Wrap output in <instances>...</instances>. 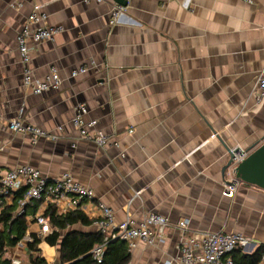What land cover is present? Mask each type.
Segmentation results:
<instances>
[{
    "label": "crops",
    "instance_id": "0c3cea01",
    "mask_svg": "<svg viewBox=\"0 0 264 264\" xmlns=\"http://www.w3.org/2000/svg\"><path fill=\"white\" fill-rule=\"evenodd\" d=\"M18 2L15 8V0L0 1V177L22 165L50 181L70 173L117 223L166 218L164 243H139L129 264H175L183 220L190 222L187 235L241 234L252 241L249 252L264 245V191L240 184L233 193L223 176L229 151L264 144L257 88L264 75V0H128L124 20L114 26L117 0ZM35 6L47 16L39 26L61 30L31 51L37 78L56 67L63 79L59 91L42 95L24 87L17 45ZM91 62L95 68L71 77ZM81 104L86 120L107 136L104 148L80 139L72 125ZM21 109L31 126L53 135L63 127L58 140L33 144L11 131ZM18 199L10 197L3 213L12 209L15 216ZM95 204L82 210L90 220L99 216ZM36 205L28 204V219ZM73 228L96 233L92 225ZM44 245L47 252L55 248Z\"/></svg>",
    "mask_w": 264,
    "mask_h": 264
},
{
    "label": "built area",
    "instance_id": "2783aa9c",
    "mask_svg": "<svg viewBox=\"0 0 264 264\" xmlns=\"http://www.w3.org/2000/svg\"><path fill=\"white\" fill-rule=\"evenodd\" d=\"M96 1L101 2V0ZM122 1L127 2L128 0ZM245 1L250 2L251 0ZM20 6V2L15 0L14 7L19 8ZM126 13L127 5L117 1L111 12L110 24L114 26L122 23ZM46 21L47 16L41 14L40 8L35 6L26 26L17 36L18 51L24 66L23 85L35 95L59 91L63 86V79L60 77L56 67H51L49 75L40 80L35 76L30 66L31 51L41 42L52 41L61 32L60 28L45 25L39 26L41 23L45 24ZM34 25H38V27H32ZM95 67V63L91 62L90 66H84L78 71H73L71 77L74 78L80 74H85ZM257 88L258 100L262 101L264 99L263 74L257 81ZM88 113L89 111L85 104L76 106L72 125L78 131L80 139L104 148L108 143L107 136L101 131H95L97 121H87L86 116ZM23 116L24 111L21 109L19 116L8 124L11 131L31 137L33 144H37L41 138L53 141L58 140V135L62 132L63 127H58L59 134L53 135L26 123ZM2 119L3 115L0 112V121ZM243 158L244 156L238 154L234 165L227 171L228 188L233 193L237 191L238 186L241 184L236 179L235 169ZM20 191H23V195L18 199L16 215L25 214L28 231L16 247L6 249L5 256L10 260L11 264H23L21 253H27L28 247L35 237L45 239L59 230L52 225L51 218L47 215L48 209L54 208L58 216L64 217L76 211L84 210L85 205H93L96 200L94 191L74 181L70 173H64L58 179L50 181L34 167L22 165L0 177V218L7 200ZM32 201L39 203L38 210L33 218L28 219L27 206ZM95 211L99 213V216L93 217L92 226L97 233H101L104 236V243L95 247L90 253L98 263L102 262L106 245L109 241H123L127 243L130 251L136 249L139 243L154 246L164 243L166 231L170 226L168 220L159 214H150L143 219L140 225H137L132 220L117 223L113 211L103 203L95 204ZM189 224V220H183L178 223V228L181 230L182 235L185 236L181 241L180 255L174 259L175 264H234L230 255L238 249L249 252L252 246V241L241 234L194 232L191 235H187ZM33 226L36 228L31 230ZM34 257L36 258L35 254ZM263 261L264 258L260 264H263Z\"/></svg>",
    "mask_w": 264,
    "mask_h": 264
},
{
    "label": "trees",
    "instance_id": "16d2710c",
    "mask_svg": "<svg viewBox=\"0 0 264 264\" xmlns=\"http://www.w3.org/2000/svg\"><path fill=\"white\" fill-rule=\"evenodd\" d=\"M248 186V185H247ZM23 195V191L16 194L17 198ZM38 210V205L34 207ZM0 218V264H11L6 258V249L14 248L24 238L28 230L26 217H19L12 214V209H7ZM51 218V223L59 230L45 239L35 237L29 245L27 253L30 254L29 264H48L42 256L40 245L46 243L50 247L60 246L61 264H129L131 261V251L127 243L123 241H109L106 245L105 254L101 263L95 261L90 255L91 251L104 243V236L101 233H84L77 231L65 236V233L73 230L74 226L88 227L92 225L83 211H76L64 217L56 214L54 208L47 211ZM64 235V238H63ZM36 255V258L34 257ZM230 257L234 264H260L264 258V245L257 247L254 251L245 252L240 249L234 251Z\"/></svg>",
    "mask_w": 264,
    "mask_h": 264
},
{
    "label": "water",
    "instance_id": "95a60500",
    "mask_svg": "<svg viewBox=\"0 0 264 264\" xmlns=\"http://www.w3.org/2000/svg\"><path fill=\"white\" fill-rule=\"evenodd\" d=\"M119 2L127 5V2L122 0H117ZM230 160L226 167L224 168V178L227 177V171L234 165L237 155L244 156L243 160L236 167V179L239 180L241 184L255 187L264 191V144L259 148L252 147L248 151H243L241 149H234L229 151ZM25 214L19 215V217H24ZM80 230H70L65 233V236L75 233ZM64 238V237H63Z\"/></svg>",
    "mask_w": 264,
    "mask_h": 264
},
{
    "label": "rangeland",
    "instance_id": "374dc122",
    "mask_svg": "<svg viewBox=\"0 0 264 264\" xmlns=\"http://www.w3.org/2000/svg\"><path fill=\"white\" fill-rule=\"evenodd\" d=\"M93 230H96L93 228ZM89 232V229H88ZM47 247V245H44V248ZM48 249V248H47ZM50 249V248H49ZM42 256L45 257L47 262L49 264H61V258H60V246L55 247L54 249L49 250H42ZM21 261L23 264H29L30 262V254L28 253H21Z\"/></svg>",
    "mask_w": 264,
    "mask_h": 264
}]
</instances>
